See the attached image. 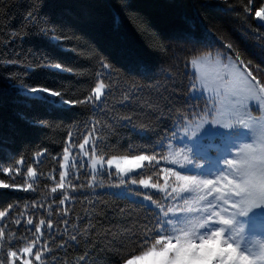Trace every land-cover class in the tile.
Here are the masks:
<instances>
[{
	"label": "trees",
	"instance_id": "obj_1",
	"mask_svg": "<svg viewBox=\"0 0 264 264\" xmlns=\"http://www.w3.org/2000/svg\"><path fill=\"white\" fill-rule=\"evenodd\" d=\"M262 9L264 0H0V264H122L155 244L169 208L181 222L200 220L203 185L182 192L183 182L172 178L177 191L169 187L167 199L153 193L147 205L112 189L121 186L113 172L91 174L79 160L61 187L60 162L66 150L85 144L88 156L104 159L145 154L167 169L209 167L223 146L216 135L222 127L199 128L216 100L189 95L193 59L228 53L264 86V24L254 17ZM56 63L61 70H53ZM100 83L106 91L97 101L92 90ZM30 87L48 92L25 94ZM144 105L151 107L142 112ZM245 144L253 142L219 159L230 178L225 160H239ZM156 164L139 178L155 181ZM249 213L261 216L264 206ZM119 215L126 221L116 226ZM110 228L122 231L114 244L102 240L101 230Z\"/></svg>",
	"mask_w": 264,
	"mask_h": 264
},
{
	"label": "snow or ice",
	"instance_id": "obj_2",
	"mask_svg": "<svg viewBox=\"0 0 264 264\" xmlns=\"http://www.w3.org/2000/svg\"><path fill=\"white\" fill-rule=\"evenodd\" d=\"M256 16L261 20H264V9L256 12ZM239 59V57H237ZM195 63V62H193ZM53 70H61L62 66L59 63L54 64ZM101 67L103 70H108L111 65L102 62ZM231 67L230 64L224 65V72H217L214 74H204L202 79V87L200 89L193 88L189 94L195 95L199 93L203 95L204 90L214 92L217 100L214 101L213 107L206 113L211 118L210 121H205L204 124L199 125L200 130L205 124L211 123L212 125H219L224 129H230L236 124H220L216 119V113L220 111L217 104H223L224 100L230 102L231 109L233 111L243 108L249 105L250 102L259 100L261 108H264V98L261 94H264V86L261 82H256L249 87L246 81H243L240 77H236L233 73L227 71ZM251 77L252 81H256V77L251 73L247 74ZM258 89V91H254ZM102 90H105V84L100 83L93 88L95 99L99 101L101 99ZM30 95H39L41 93L48 92L45 87H30L26 90ZM61 93L52 92L51 96H61ZM63 104H67V100H61ZM87 102V101H85ZM224 107H229V104H224ZM192 115H187L186 120L191 121ZM238 125L243 129L248 128V124L243 119L238 120ZM87 142V141H86ZM82 149L84 145L80 146ZM97 144L94 142L92 150L95 151ZM184 148H181L183 150ZM242 151V155L239 160L226 159L225 164L232 170L233 175L231 178L225 170L222 169L220 173L222 175H216V179H199L196 175H182L180 171H175L172 175L175 176L177 181H182V192L197 191L200 186L208 189V196L212 199L206 201V215L200 220L194 221L193 219H185L180 221L179 217L175 214L169 216L168 213H174L173 208H169L168 212L164 213L158 223L160 228L155 231L154 235L158 238L155 240V244L148 249L147 252L141 253V256H146L149 253L159 257L155 261V264H252L249 256L245 254L244 247L242 245L234 246L230 240L231 228L235 221V214L232 218H225L229 212V208L236 209L240 207V215H246L250 210L264 206V144L257 151L253 145L245 144ZM125 159H127L125 157ZM132 159L142 161H153L154 157L147 155L134 156ZM189 159L186 164L190 163ZM94 163H96L94 161ZM107 164L110 166L113 164V160H107ZM181 165L180 167L185 166ZM82 166V165H81ZM198 166V165H197ZM63 167V165H62ZM117 169L123 174L125 172L134 171V169H120L119 163L116 165ZM141 164L137 163L135 168H140ZM94 171L99 172L101 175L105 174V169L101 166L95 168ZM29 175L32 174V168H28ZM110 174V173H109ZM64 173H61V185L63 186ZM125 180L120 179V184L123 185ZM132 183H136L132 180ZM139 184L145 188H155L157 185L149 184L147 180H139ZM218 185V186H217ZM4 187H8L7 184ZM52 191L55 193L56 189ZM177 190L174 188L173 192ZM215 193V195H213ZM144 199L151 200V195H145ZM201 199H205L201 197ZM215 202V203H214ZM64 203V201H61ZM155 203V201H153ZM161 211H163V206ZM216 209H220L219 212ZM181 212L185 209H180ZM186 211L192 212L194 209H187ZM4 212H0V217L4 216ZM218 217V219H216ZM32 220L28 221L31 225ZM43 223V222H42ZM183 223L182 227H177V224ZM171 226V232L168 230ZM223 226V227H221ZM51 227V225H49ZM35 231L41 232L42 229L36 226ZM179 232V235L176 233ZM145 239H150V236H146ZM159 245L160 247H156ZM32 248L29 246L24 249V252H31ZM16 252H9L8 257L11 260L16 257ZM39 257V253L36 254ZM141 257H133V259H139Z\"/></svg>",
	"mask_w": 264,
	"mask_h": 264
},
{
	"label": "rangeland",
	"instance_id": "obj_3",
	"mask_svg": "<svg viewBox=\"0 0 264 264\" xmlns=\"http://www.w3.org/2000/svg\"><path fill=\"white\" fill-rule=\"evenodd\" d=\"M254 17L256 18V13L254 15ZM264 23V20H263ZM195 62V63H193ZM193 66H192V72L194 74L195 80H194V86L191 89V92L193 90V88L196 89H200L202 87V79L201 77L204 74H214L217 72H224V65L226 64H230L231 67H229L227 69V71L233 73L234 76L236 77H240L243 81H246L249 85V87H251L253 84H255V81L251 80V77H249L247 74L249 73L247 71V69H245L241 63L236 60L235 58H233L230 54L228 53H202L197 55L196 57H194L193 59ZM254 91H258V89H254ZM25 94L30 95L26 92V90L24 91ZM195 95H200L199 93L195 94ZM203 95L205 96H209L211 98H213L214 100H217V97L215 95L214 92H209L208 90H204ZM33 96V95H31ZM35 96H41V94L39 95H35ZM262 98H264V94H261ZM219 104V103H218ZM224 104H229V107L225 108ZM151 106L149 105H144L143 107H141L142 112L147 111L148 109H150ZM219 108L221 111V114L223 115L224 119L221 118V122H223L224 124H236L237 126H234L232 128H230L229 130H240L242 132H248L249 134H251L253 137L257 138L256 142L257 144L260 143V145L264 144V108H261L260 106V102L259 100L256 101H252L250 102L249 105H246L243 108H239L235 111H233L231 109L230 106V102L228 100H224L223 104H219ZM239 119H243L246 124H248V128L247 129H243L242 127H240L238 125V120ZM217 121L220 122L219 119H217ZM222 124V123H221ZM85 145V144H84ZM81 146V145H80ZM80 146H78L77 151H70V150H66L65 153L62 156L61 162H60V169H61V173L63 172L65 174V171L67 169V167L69 166V164H71L74 161H80V163H82V168H86L88 170L89 173H93L96 174L97 172L94 171L95 168H99V167H103L106 171L105 173H111L113 172L117 177L123 178L125 181V183L123 185H116V187L114 186V184H109L110 187H112V189H114L117 193L120 194H125L128 197L141 201L143 203H146L147 205H153L152 202L150 200H145L144 196L145 195H152L153 193H158L159 196H162L163 199H167L169 196H171L172 194V190H169V187H172V180L170 179H175V176L172 175L173 172H175V170L172 169H167L164 167H160L158 166L157 160L156 158H154L153 161H136L134 159H132V157L134 156H139V155H145V154H139V155H134V156H112L109 157L107 159L101 158V157H97V156H88L86 150H84V148L82 149ZM76 149V147H72L70 146V149ZM148 156V155H147ZM125 157L127 159H125ZM153 157V156H152ZM84 159V160H83ZM112 159L113 160V164L110 166L107 164V160ZM94 161L96 163H94ZM117 163H119L120 169H134V171L131 172H125V173H121L116 165ZM137 163L141 164L140 168H135V165ZM86 164V166H85ZM156 164V166L159 168L160 171H154V177L157 180H153L150 181L151 176L149 177H142L141 179L143 180H147L149 184H155L157 185V187L155 188H145L143 185L139 184V181H136V183H132V180L136 178L140 179L138 175H140L141 171L145 174V170L149 168V166ZM63 165V167H62ZM84 165V166H83ZM145 165H147L146 167H144ZM144 167V168H143ZM157 173V175H156ZM185 175V174H182ZM216 173H212L209 175H201L199 177V179L204 180V179H212L215 180L216 179ZM31 176H33V172L31 174ZM132 177V178H131ZM140 179V180H141ZM177 181V180H176ZM178 182V181H177ZM181 182V181H179ZM126 187V188H125ZM173 188V187H172ZM134 189H141L144 193L140 192V191H135ZM174 189V188H173ZM152 200V199H151ZM215 203V202H214ZM160 204L162 205L163 203ZM207 211V209H206ZM217 212L220 211V209H216ZM205 216V215H203ZM226 218V216H225ZM218 219V217L216 218ZM118 223L116 224V226H119L121 224H123L126 221V218H124V216L119 215L118 216ZM129 225H131V222L129 223ZM223 227V226H221ZM106 231V232H105ZM118 231V232H117ZM122 231L118 230L117 228H110L109 231L102 229L101 230V235H102V240L103 242H108V243H115V240L117 238V236L120 235ZM119 234V235H118ZM243 232H239L237 231L235 236L232 234L231 237L232 239L230 240V242H232L234 244V246H238L243 237ZM264 242V239H263ZM244 247L245 250V254L249 256V259L252 261V264H262L259 261H257L256 259V255L255 253L257 252L258 248L256 247L255 244H245V242H243L241 244ZM153 246V245H152ZM151 246V247H152ZM149 247V248H151ZM156 247H160L159 245H157ZM28 248V247H27ZM148 248V249H149ZM148 249H146L143 252H147ZM141 252V253H143ZM141 253L138 254H134L130 257H128L122 264H155V261L157 259H159V257L149 253L146 256H141ZM26 258L29 256L30 252H24ZM141 257L139 259H133V257ZM24 264H28L27 261L23 262Z\"/></svg>",
	"mask_w": 264,
	"mask_h": 264
},
{
	"label": "water",
	"instance_id": "obj_4",
	"mask_svg": "<svg viewBox=\"0 0 264 264\" xmlns=\"http://www.w3.org/2000/svg\"><path fill=\"white\" fill-rule=\"evenodd\" d=\"M255 21L257 24H262L263 20H261L259 17L256 16Z\"/></svg>",
	"mask_w": 264,
	"mask_h": 264
}]
</instances>
